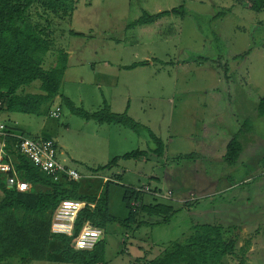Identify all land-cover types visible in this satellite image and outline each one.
Masks as SVG:
<instances>
[{
  "label": "rangeland",
  "instance_id": "374dc122",
  "mask_svg": "<svg viewBox=\"0 0 264 264\" xmlns=\"http://www.w3.org/2000/svg\"><path fill=\"white\" fill-rule=\"evenodd\" d=\"M180 5L193 17L170 15L152 25V30L125 31L146 9L155 13ZM40 8L37 13L32 10L31 18L43 26L44 16L37 15L44 14ZM224 9L228 11L220 15ZM53 29L56 48L68 53L58 96L44 103L39 115L0 111V121L33 135L56 137L63 152L72 157L65 154V163L83 179L91 176L82 186L85 193L97 195L105 190L102 184L119 177L108 187L109 210L118 220L127 217L123 186L145 188L141 199L146 205L158 197L156 202L177 210L168 224H152L163 215H141L140 226L107 225L105 264L157 258L170 243L191 234L196 224L221 225L230 228L223 231V238H239L234 254L222 264H243V253L244 264H264V118L256 116L254 104L239 90L236 111L251 121V132L236 163L223 165L224 142L231 134L220 122L219 96L205 91L217 85L218 76L205 64L183 62L187 50L202 52L210 39L220 36L239 55L230 66L231 73L240 76L236 81L245 78L255 87V95H263L264 9L254 12L240 0H76L70 22L54 21ZM144 57L153 59L150 66L124 68ZM53 61L49 56L46 66ZM25 91L37 92L38 83ZM63 97L87 112L99 111L104 100L114 113L127 109L132 119L145 126L149 123L163 139L164 157L121 159L125 153L146 151V140L140 136L134 142H114L107 133L95 134L99 125L71 113ZM57 108L54 118L50 112ZM189 153H199L201 158L195 162L178 158ZM115 157L119 158L116 164L94 172ZM195 196L197 200L191 201ZM187 200L191 204L185 206ZM54 246L61 248L57 240L50 243ZM28 264L74 263L50 251L44 259Z\"/></svg>",
  "mask_w": 264,
  "mask_h": 264
},
{
  "label": "trees",
  "instance_id": "16d2710c",
  "mask_svg": "<svg viewBox=\"0 0 264 264\" xmlns=\"http://www.w3.org/2000/svg\"><path fill=\"white\" fill-rule=\"evenodd\" d=\"M75 3L76 0H0L1 112L39 115L41 106L58 96L61 80L67 68L68 53L55 46L53 22L69 23ZM240 3L254 12L264 9V0H240ZM39 7H42L40 9L44 12L41 15L37 14L38 18L44 16L43 26L31 18L32 10L37 13L36 9ZM227 11L228 9L221 10L219 14L222 15ZM219 14L216 17H220ZM170 15L193 17L194 14L183 5L155 14L143 12L137 19L128 23L126 29L151 24ZM196 26L199 28L197 24ZM62 31L59 35H63ZM224 41L220 36H216L210 39L208 45H204L202 52L187 50L183 62L205 64L218 76L217 85L206 89V93L219 96V111L222 114L220 122L222 120L231 134L224 142L221 163L230 166L241 156L244 149L243 143L251 132L252 126L249 119L238 116L237 93L239 90L242 91L254 104L258 118H264V94L255 95V87L243 77L236 81L235 78L240 76L237 73H231L230 66L239 55L232 53L230 43ZM49 56H53L54 61L46 66ZM146 64V61L134 63L128 66V69ZM36 83H38L37 92L25 91L26 87ZM62 99L71 113L83 119L94 120L99 124L119 125L132 130L146 140L148 144L146 151L135 150L125 153L121 159L148 158L149 156L161 158L164 155L163 141L147 126L132 119L126 110L114 113L104 100L103 108L88 113L82 108L75 107L70 99L66 97ZM210 121L213 122L214 118ZM4 126L10 134L5 138L6 148H10L17 142V139L12 136L14 134L30 137L22 131ZM16 157L18 162L15 170L19 179L33 186H44L46 190L38 191L36 188H31L29 191H18L14 185L8 187L7 180L13 177L11 174H0V264H10L11 260L15 261L13 259L21 264H27L32 260H42L45 258L50 240L53 239L61 244L59 252L66 262L105 264L107 225L118 222L125 227L135 223L140 226L144 223L138 220L141 215L148 218L163 215L152 224H168L177 211L171 205L156 202L158 197L152 198L154 202L146 205L141 199L144 193L137 192L135 187L123 186L122 200L127 209V217L124 220H118L109 210L108 187L120 180L119 177L115 176V181H107L102 185L105 186V190L103 189L99 194H88L82 191L83 185L80 182L82 177L78 181L65 177L55 181L41 173L25 156L17 153ZM178 158L195 162L196 159L201 158V155L199 153L180 154ZM118 159L115 157L107 165L94 169V172L111 167ZM262 165L264 166V160ZM135 199H139L140 203L137 210L133 211L130 203ZM69 200L93 204V207L87 205L78 212L72 223L70 234L54 233L51 230L54 213L63 201ZM196 200L197 196L191 201ZM191 201L187 200L183 203L188 206ZM86 223L101 229L102 233L91 249H76L73 242ZM229 229L221 225L196 224L192 227L191 234L182 241L170 243L159 257L150 260L136 258L129 264H222L225 257L234 254L239 239L236 236L223 238V231H229ZM245 254L243 253L241 259L243 264ZM16 261L15 263L19 264Z\"/></svg>",
  "mask_w": 264,
  "mask_h": 264
},
{
  "label": "built area",
  "instance_id": "2783aa9c",
  "mask_svg": "<svg viewBox=\"0 0 264 264\" xmlns=\"http://www.w3.org/2000/svg\"><path fill=\"white\" fill-rule=\"evenodd\" d=\"M60 108L50 112L54 118L58 117ZM8 129L0 123V174H11L13 177L7 181L11 186H15L18 191H29L34 186L26 181L19 179L15 165L17 164L16 154L25 156L39 169L44 175L57 181L63 177L73 181H78L81 175L76 169L68 166L64 160L60 161L57 157V148L54 140L47 138H33L24 135H12L17 142L6 148L5 138L9 136ZM142 187H135L137 192L146 193ZM138 199L133 200L130 205L132 210H137L139 206ZM93 207V204H87L80 201H63L54 213L51 230L54 233L70 234L72 223L78 212L85 206ZM102 233L101 229L93 227L86 223L74 242L76 249H91Z\"/></svg>",
  "mask_w": 264,
  "mask_h": 264
},
{
  "label": "crops",
  "instance_id": "0c3cea01",
  "mask_svg": "<svg viewBox=\"0 0 264 264\" xmlns=\"http://www.w3.org/2000/svg\"><path fill=\"white\" fill-rule=\"evenodd\" d=\"M146 9V8H145ZM163 11H165V10H163ZM143 12H146V13H148V14H155V13H159V12H161V11H158V12H155V13H152V12H149V11H147V9L146 10H144ZM142 14V13H141ZM137 19V18H136ZM133 20H135V19H133ZM132 20V21H133ZM157 23V21H155L154 23H151V24H145V25H140V26H136V27H134V28H136V29H142V28H144V29H147V30H152V25H155ZM134 28H132V29H125V31H128V30H133ZM150 57H144V59H142L141 61H138V62H134V63H140V62H144V61H146L147 62V64H146V66H150L151 64H152V58L151 59H149ZM134 63H132V64H134ZM132 64H130V65H132ZM130 65H124V68H126V69H128V66H130ZM139 66H144V65H138V66H136V67H139ZM135 67V68H136ZM134 68V69H135ZM133 69V68H132ZM206 91V90H205ZM107 105H108V107L110 108V106H109V104L107 103ZM110 110L112 111V112H114L111 108H110ZM126 111H127V109H126ZM123 112V111H122ZM9 113H12V112H5L4 114H9ZM88 113H91V112H88ZM117 113V112H116ZM118 113H121V112H118ZM27 115V114H26ZM131 117V116H130ZM86 120V119H85ZM86 121H92V122H94V123H96L97 125H99V128H95V134H100L101 132L102 133H107V136H108V138H109V140H110V136H112V139H113V141L114 142H117L116 140H121V141H125V142H127V141H130V142H134V141H136L137 140V137H140L138 134H136L135 132H133L132 130H130V129H128V128H125V127H122V126H119V125H113V124H99L97 121H94V120H86ZM0 123H2L1 121H0ZM140 123V122H139ZM2 124H4V123H2ZM140 124H142L143 125V123H140ZM4 125H7V124H4ZM10 129H12V130H17V131H22V132H24V133H26V134H28V136H30V137H33V138H47V139H51V140H54V142H55V146H56V148H57V154H58V158L60 159V160H64V162H65V154L67 155V156H69V158H71L72 159V157L68 154V153H65V152H63V150H62V148L60 147V145H59V143H58V141H57V139H56V137H53V138H48L47 137V134H44L43 136H39V135H33L32 133H30L29 131H25V130H18V129H16L15 127H13V126H9V125H7ZM145 126V125H144ZM147 126H148V128L152 131V128H151V126L149 125V123H147ZM104 127H107V128H104ZM113 134H115V135H118V137L117 138H115V137H113ZM157 136V135H156ZM99 137V136H98ZM158 137V136H157ZM162 141H163V139L161 138V137H159ZM164 143V142H163ZM165 145V144H164ZM165 147H166V145H165ZM106 150H107V148H106ZM108 151V150H107ZM179 152V151H178ZM164 153H165V151H164ZM164 157V155L161 157V158H163ZM94 174H97V173H94ZM82 177V176H81ZM89 178L91 177V176H88ZM89 178H87L86 179V177H84V179H83V177H82V181H83V183H82V185L83 184H85L86 182L85 181H87ZM102 178L104 179L105 178V176H102ZM151 179H153V180H155L156 182H161L160 180L161 179H159L157 176H151L150 177ZM7 184L9 185L10 183L7 181ZM103 185V184H102ZM11 186V185H10ZM132 187H139V186H132ZM34 188H36V190H38V191H45L46 190V187H44V186H41V185H35L34 186ZM54 240V239H53ZM53 240H50V242H49V244H48V250H47V254H49V252L50 251H56L57 253H60L59 251H60V246H54V248L52 247H50V243L53 241ZM57 245V244H56ZM61 245V244H60ZM58 247V248H57ZM15 262V261H14ZM14 264H16V263H14ZM28 264V263H27Z\"/></svg>",
  "mask_w": 264,
  "mask_h": 264
},
{
  "label": "water",
  "instance_id": "95a60500",
  "mask_svg": "<svg viewBox=\"0 0 264 264\" xmlns=\"http://www.w3.org/2000/svg\"><path fill=\"white\" fill-rule=\"evenodd\" d=\"M8 187H10V184L8 185Z\"/></svg>",
  "mask_w": 264,
  "mask_h": 264
},
{
  "label": "clouds",
  "instance_id": "9594fccd",
  "mask_svg": "<svg viewBox=\"0 0 264 264\" xmlns=\"http://www.w3.org/2000/svg\"><path fill=\"white\" fill-rule=\"evenodd\" d=\"M140 187V186H139ZM134 188V187H133Z\"/></svg>",
  "mask_w": 264,
  "mask_h": 264
}]
</instances>
